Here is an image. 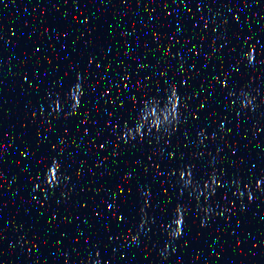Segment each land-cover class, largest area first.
Masks as SVG:
<instances>
[{"label": "water", "instance_id": "1", "mask_svg": "<svg viewBox=\"0 0 264 264\" xmlns=\"http://www.w3.org/2000/svg\"><path fill=\"white\" fill-rule=\"evenodd\" d=\"M0 264H264V0H0Z\"/></svg>", "mask_w": 264, "mask_h": 264}]
</instances>
